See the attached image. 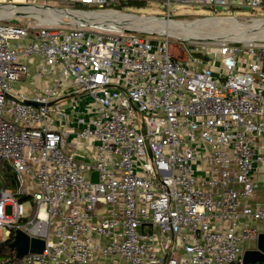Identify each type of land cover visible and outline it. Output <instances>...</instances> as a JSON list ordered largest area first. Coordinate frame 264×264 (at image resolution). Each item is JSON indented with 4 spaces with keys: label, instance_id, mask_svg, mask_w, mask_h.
I'll use <instances>...</instances> for the list:
<instances>
[{
    "label": "built area",
    "instance_id": "2783aa9c",
    "mask_svg": "<svg viewBox=\"0 0 264 264\" xmlns=\"http://www.w3.org/2000/svg\"><path fill=\"white\" fill-rule=\"evenodd\" d=\"M128 1L147 0H0V229L44 240L0 264L241 263L264 231V46L184 60L128 23L51 21ZM159 1L153 19L178 2L264 11Z\"/></svg>",
    "mask_w": 264,
    "mask_h": 264
},
{
    "label": "rangeland",
    "instance_id": "374dc122",
    "mask_svg": "<svg viewBox=\"0 0 264 264\" xmlns=\"http://www.w3.org/2000/svg\"><path fill=\"white\" fill-rule=\"evenodd\" d=\"M143 5L141 6H127L125 8H120L119 10L122 11L123 13H130L134 14L135 16L139 17H150V15H157V16H162L166 14V9L164 8L163 4L159 0H147L143 1ZM57 7L59 8H69L64 5H58ZM76 9H81V8H76ZM122 15V14H118ZM170 15L172 19L174 20H157V19H152V18H144L140 19L143 22L146 23H153V24H170V25H179L185 21H189V24H196V23H202L203 21H207L210 24H215V25H206L202 29V31L205 32H212V33H218L222 34V38H215L211 35H181V34H174V35H158L156 33H141L142 36H147V37H167L170 42V48L171 51L177 55L180 59L187 60L190 57H192L193 52H198L202 56H213L214 53L216 55L217 53V47L220 43H228V44H238V45H256L258 47L264 46V33H257L258 35L254 37L252 40H242V39H233L229 35H232L235 32H240V30H245V28H249L251 26H255L258 23H264V11L261 9H248V8H241V9H227V10H222L221 12L215 14L211 10H209L207 7L194 4V3H184V2H178V3H173L171 6V12ZM124 17H128L125 15H122ZM205 17H229L233 19H222L220 21H223L225 23H219L216 24V22L213 19H206V20H197V19H202ZM26 18V17H25ZM28 18V17H27ZM30 19H34L32 16L29 17ZM234 19L235 21H238L239 23H242L241 25L237 26L234 24ZM36 20V19H35ZM227 20V21H226ZM7 22H12L15 23L16 19L9 20ZM229 22V23H226ZM63 25H72L71 21L69 18H64L63 19ZM231 25H234L233 28L231 29ZM210 27V28H209ZM207 28V29H206ZM214 28V29H213ZM240 28V29H237ZM257 31L253 29H248L247 33L248 35H255ZM160 34V33H159ZM214 55V56H215ZM34 85V80L32 79L31 81H27L23 84L24 86V92H28L32 90ZM87 99V98H86ZM85 99V100H86ZM0 174L5 175V172L0 169ZM22 205L24 208V212L28 213L30 210V199H24L22 201ZM6 213L10 214L11 213V206L7 205L6 206ZM7 238V233L5 228L0 229V240H5ZM251 245L254 246L255 242H251ZM237 264V263H233Z\"/></svg>",
    "mask_w": 264,
    "mask_h": 264
},
{
    "label": "bare ground",
    "instance_id": "6f19581e",
    "mask_svg": "<svg viewBox=\"0 0 264 264\" xmlns=\"http://www.w3.org/2000/svg\"><path fill=\"white\" fill-rule=\"evenodd\" d=\"M26 9L24 7H19L18 10H23ZM37 9L39 13H43V15L47 16L49 15L50 12H52L50 9H43V8H34ZM53 14L56 15V18L51 19V21H58V20H62L64 18H71L72 21L74 23H85L88 25H102L105 22L110 25L113 24H121V23H128L127 25L130 27H137V28H143L147 31H153L159 35H174V34H181V35H196V36H200L202 34L204 35H211L215 38H222L223 35L218 34V33H212V32H205L202 31L200 29H202L205 25H209L210 23L207 21H203L202 23H196V24H189V21H185L179 25H170V24H153V23H146L141 21L140 19H144V18H151V17H136L134 15L131 14H125V13H119V12H113V11H105L102 13H94V12H78V11H72L69 9H63V10H57L56 12L53 11ZM118 14H122L128 17H124L122 15H118ZM40 18V17H39ZM41 19V18H40ZM153 19V18H152ZM207 19H213L216 24L219 23H225L223 21H220L222 19H233V18H229V17H213V18H207ZM41 20H45V19H41ZM48 20V19H47ZM50 20V19H49ZM159 21V19H157ZM162 21H165L163 19H161ZM172 20V19H169ZM201 20H206V19H201ZM264 20V19H262ZM227 21V20H226ZM234 24H236L237 26L241 25L242 23H239L238 21H235L234 19ZM55 23V22H54ZM229 23V22H226ZM212 25V24H211ZM234 25H231V29L233 28ZM210 28V27H209ZM207 29V28H206ZM214 29V28H213ZM240 29V28H237ZM245 30H240V32H235L232 35H229L231 38L233 39H242V40H252L254 37H256L258 34L257 33H264V23H258L255 26H251L248 29H253L256 32L255 35H248L246 34L248 29L247 28H243Z\"/></svg>",
    "mask_w": 264,
    "mask_h": 264
},
{
    "label": "water",
    "instance_id": "95a60500",
    "mask_svg": "<svg viewBox=\"0 0 264 264\" xmlns=\"http://www.w3.org/2000/svg\"><path fill=\"white\" fill-rule=\"evenodd\" d=\"M207 18L213 17H205L202 19ZM24 198L25 196L21 197V199ZM10 247L14 249L16 257H21L28 252H41L44 248V240L38 237H30L25 232L16 230L13 239L10 241ZM255 262H264V231L258 233L255 247L246 249L242 256V264Z\"/></svg>",
    "mask_w": 264,
    "mask_h": 264
},
{
    "label": "trees",
    "instance_id": "16d2710c",
    "mask_svg": "<svg viewBox=\"0 0 264 264\" xmlns=\"http://www.w3.org/2000/svg\"><path fill=\"white\" fill-rule=\"evenodd\" d=\"M143 1H128L127 3L123 4L122 6H141L143 5ZM122 8V7H120ZM200 54V53H196ZM8 174V173H7ZM13 181L11 180L10 185L13 186ZM10 241L11 238H7L5 240L0 241V260L7 258V257H13L14 249L10 247ZM242 264V263H237ZM247 264H264V262H255V263H247Z\"/></svg>",
    "mask_w": 264,
    "mask_h": 264
},
{
    "label": "crops",
    "instance_id": "0c3cea01",
    "mask_svg": "<svg viewBox=\"0 0 264 264\" xmlns=\"http://www.w3.org/2000/svg\"><path fill=\"white\" fill-rule=\"evenodd\" d=\"M260 191L257 193L259 195Z\"/></svg>",
    "mask_w": 264,
    "mask_h": 264
}]
</instances>
